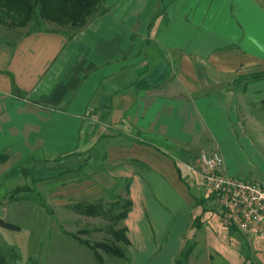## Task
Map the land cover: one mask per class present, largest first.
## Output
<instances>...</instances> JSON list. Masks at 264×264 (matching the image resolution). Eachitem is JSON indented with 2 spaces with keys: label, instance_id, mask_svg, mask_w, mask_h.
Returning <instances> with one entry per match:
<instances>
[{
  "label": "crops",
  "instance_id": "obj_1",
  "mask_svg": "<svg viewBox=\"0 0 264 264\" xmlns=\"http://www.w3.org/2000/svg\"><path fill=\"white\" fill-rule=\"evenodd\" d=\"M105 8L77 31L0 24V169L86 170L87 203L129 181L126 260L177 264L202 212L183 163L218 151L224 173L264 180V0Z\"/></svg>",
  "mask_w": 264,
  "mask_h": 264
},
{
  "label": "rangeland",
  "instance_id": "obj_2",
  "mask_svg": "<svg viewBox=\"0 0 264 264\" xmlns=\"http://www.w3.org/2000/svg\"><path fill=\"white\" fill-rule=\"evenodd\" d=\"M30 26L31 30L36 27L34 22ZM42 26L58 27L47 23ZM22 166L27 172L13 179H5L10 169H0V220L20 227L15 231L0 226L1 264H98L94 252L71 234L91 243L107 241L123 246L119 235L113 232H119L124 224L113 221L111 215L113 211L122 212L126 187L120 194L118 191L106 198V212L98 217L87 216L76 209L78 203L85 201L78 199V191L73 190L79 180L89 175L86 170L59 176L58 170L43 172L35 163ZM193 184L199 185V198L210 196L198 179H193ZM13 192L15 199L11 197ZM119 199L121 204L115 205ZM206 207L208 213L201 228L192 229L187 235L185 248L191 245L193 249L186 264H264V239L246 237L225 226L214 200ZM100 252L105 264H131L130 259Z\"/></svg>",
  "mask_w": 264,
  "mask_h": 264
},
{
  "label": "trees",
  "instance_id": "obj_3",
  "mask_svg": "<svg viewBox=\"0 0 264 264\" xmlns=\"http://www.w3.org/2000/svg\"><path fill=\"white\" fill-rule=\"evenodd\" d=\"M107 0H0V24L10 28H25L31 22H34L36 27L33 31H41L44 23L55 24L58 27L68 28L70 30H80L88 23L89 19L98 11L105 13V3ZM104 11V12H103ZM254 79L259 80L264 78L263 73H258L253 76ZM264 107V102H263ZM7 157L0 155V161L6 162ZM86 167V161L82 162L76 170H83ZM181 171V170H180ZM27 172L22 166L12 169L5 177V179H13L24 175ZM45 172V171H44ZM59 176L67 173H72L73 169L65 168L58 170ZM182 172V171H181ZM48 173V171H47ZM54 178V177H53ZM41 181V178L38 179ZM126 182L127 193L129 192V181ZM12 199H15L14 192L11 195ZM214 200L213 196L208 198L195 197L196 205L202 207V212L193 221V229H200L203 225L202 219L208 213L206 207L207 203ZM121 200H117L115 205H120ZM105 201L100 200L94 203L80 202L77 204L76 209L87 216L98 217L105 210ZM118 208V206H116ZM123 210L121 213H115L113 211L111 219L117 222H123L129 211L131 210L132 203L129 199H126L122 204ZM0 226L9 230L19 231L20 227L0 220ZM236 232V228H232ZM240 232V231H239ZM119 235L118 240L122 242L123 246H119L116 243H110L107 241L91 243L79 238L76 234H71L76 238L81 245L89 247L95 254L98 264H105V259L100 250L120 259H127V247L130 245V240L127 237V228L124 226L119 232H113ZM244 235V234H243ZM246 236V235H244ZM247 237V236H246ZM193 247L187 245L181 254V259L178 260V264H186L192 254ZM1 264V261H0Z\"/></svg>",
  "mask_w": 264,
  "mask_h": 264
},
{
  "label": "built area",
  "instance_id": "obj_4",
  "mask_svg": "<svg viewBox=\"0 0 264 264\" xmlns=\"http://www.w3.org/2000/svg\"><path fill=\"white\" fill-rule=\"evenodd\" d=\"M183 167L214 197L225 226L264 239V180H245L224 173V158L218 151H202Z\"/></svg>",
  "mask_w": 264,
  "mask_h": 264
}]
</instances>
